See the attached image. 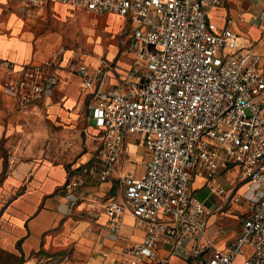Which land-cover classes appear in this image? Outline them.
<instances>
[{
  "label": "built area",
  "instance_id": "2783aa9c",
  "mask_svg": "<svg viewBox=\"0 0 264 264\" xmlns=\"http://www.w3.org/2000/svg\"><path fill=\"white\" fill-rule=\"evenodd\" d=\"M224 1L24 0L31 8L64 3L88 13H113L133 24L128 48L134 59L120 85L104 87L111 69L106 63L92 71L79 62L73 69L90 98L102 149L100 161L74 169L66 183L72 190L109 179L125 139L143 137L150 155L145 173L125 176L124 200L107 205L114 237L126 214L146 230L143 239L125 247L123 264H151L162 244L185 254L188 237L194 257L210 251L200 264H234L246 246L252 253L244 264H264V53L239 45L232 18L222 26L210 18ZM64 57L61 49L39 63L4 62L13 74L4 90L23 109L40 102L55 87L52 74L64 66ZM220 164L239 168L252 204L229 249L207 237L212 209L190 188L195 175L204 176L217 197L240 202L245 196L235 185L216 182Z\"/></svg>",
  "mask_w": 264,
  "mask_h": 264
},
{
  "label": "crops",
  "instance_id": "0c3cea01",
  "mask_svg": "<svg viewBox=\"0 0 264 264\" xmlns=\"http://www.w3.org/2000/svg\"><path fill=\"white\" fill-rule=\"evenodd\" d=\"M3 2L4 8L0 5V14L4 15L0 18V87L13 76L4 62L39 63L49 59L54 51L65 49L64 66L57 67L52 75L55 87L66 93L68 104L74 102L79 94L80 79L75 73L68 78L69 70L66 69L71 65L75 68L78 63L77 34L81 38L80 48H91L97 55L87 56L81 62L88 64L92 71L102 63L111 67L104 87L114 88L122 83L125 77L118 67L126 62L118 59L120 49L126 50L127 60L131 58L133 62L134 59L128 48L133 24L124 17L113 13H88L64 3L31 8L24 0ZM210 18L220 26L232 18L239 45L264 53V0H225L211 10ZM13 128L11 124L0 123V138L4 130L7 135ZM127 138L121 147V160L127 151L138 150V145L127 142ZM100 160V154L94 156L88 152L69 165L28 159L10 166L0 155V192L7 197L0 204V251L19 259L16 264H123L128 257L125 247L143 239L146 230L131 214H126L121 233L114 237L109 228L107 205L111 200H124L125 176L140 177L145 172L137 175L133 169L128 173L116 171L105 181L92 179L72 190L66 187L74 169ZM136 160L139 161L138 155ZM239 173L235 165L220 164L216 182L235 185L246 197L242 199L247 208L244 223L252 204L248 199L250 192L246 183L239 180ZM190 188L212 209L207 237L218 247L229 249L243 232V223L237 221L235 213L239 212V204L243 201H223L207 185L204 176L195 175ZM73 200L76 201L74 205ZM193 245V238H186L188 252L182 254L173 252L174 246L162 244L157 259L151 264L206 262L210 251L196 258L192 254ZM251 253L252 248L246 246L245 253L238 256L234 264H244L245 257Z\"/></svg>",
  "mask_w": 264,
  "mask_h": 264
},
{
  "label": "rangeland",
  "instance_id": "374dc122",
  "mask_svg": "<svg viewBox=\"0 0 264 264\" xmlns=\"http://www.w3.org/2000/svg\"><path fill=\"white\" fill-rule=\"evenodd\" d=\"M3 3V0H0L2 8H4ZM3 16L0 14L1 19ZM76 40L78 47L76 50L80 53L76 54L78 63L84 61L83 58L87 56L97 57L93 49L80 48L79 34L76 35ZM125 52L126 50L120 49L118 56V59L121 58L126 62L125 65L118 67L123 78L128 76V69L132 64V59L127 60ZM73 68L71 65V68L66 69L69 70L68 78L74 73ZM5 82L0 87V123L11 124L14 128L7 135L5 130L2 132L0 155L4 156L5 161L8 160L9 165L28 159L37 162L49 160L53 163L69 165L85 153L90 152L94 156L100 154L101 133L93 126L89 97L81 86L79 94L71 104H68L66 93L54 87L43 100L31 104L29 109H23L10 94L4 91ZM127 142L137 144L138 150L125 153L116 173H128L133 169L137 175H140L145 172V166L150 160L149 152L139 134L129 136ZM137 155L139 161L136 160ZM5 200L7 197L0 192V204ZM242 201L239 204V212H235L240 224L243 223L247 209L245 200ZM18 260L0 251V264H16Z\"/></svg>",
  "mask_w": 264,
  "mask_h": 264
}]
</instances>
